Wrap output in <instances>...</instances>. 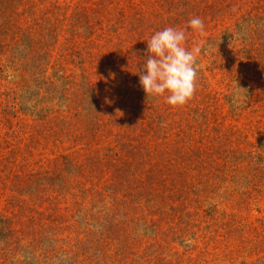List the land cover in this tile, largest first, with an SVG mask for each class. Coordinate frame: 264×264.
<instances>
[{"label":"rangeland","instance_id":"obj_1","mask_svg":"<svg viewBox=\"0 0 264 264\" xmlns=\"http://www.w3.org/2000/svg\"><path fill=\"white\" fill-rule=\"evenodd\" d=\"M167 27L182 106L139 79ZM0 264H264V0H0Z\"/></svg>","mask_w":264,"mask_h":264},{"label":"clouds","instance_id":"obj_2","mask_svg":"<svg viewBox=\"0 0 264 264\" xmlns=\"http://www.w3.org/2000/svg\"><path fill=\"white\" fill-rule=\"evenodd\" d=\"M193 31H204V22L193 17L188 22ZM185 30L167 27L147 41L148 55L139 71L140 84L147 96H163L172 106H182L196 91L199 63L195 52L185 47ZM9 75V79H12Z\"/></svg>","mask_w":264,"mask_h":264}]
</instances>
